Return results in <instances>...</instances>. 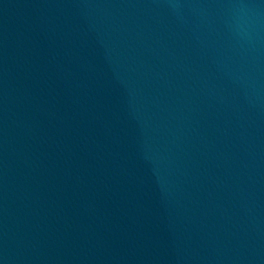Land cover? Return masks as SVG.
<instances>
[{"label": "water", "instance_id": "obj_1", "mask_svg": "<svg viewBox=\"0 0 264 264\" xmlns=\"http://www.w3.org/2000/svg\"><path fill=\"white\" fill-rule=\"evenodd\" d=\"M0 0V264H264V3Z\"/></svg>", "mask_w": 264, "mask_h": 264}, {"label": "clouds", "instance_id": "obj_2", "mask_svg": "<svg viewBox=\"0 0 264 264\" xmlns=\"http://www.w3.org/2000/svg\"><path fill=\"white\" fill-rule=\"evenodd\" d=\"M262 3H264V0H261ZM231 7L236 10V16H235V28L234 32L235 35L241 39L245 40L248 38V32L245 30L244 26L247 25L248 28H252L253 21L250 17H247V12L251 8L254 7V5L245 3L244 0H237L236 3L232 4Z\"/></svg>", "mask_w": 264, "mask_h": 264}]
</instances>
